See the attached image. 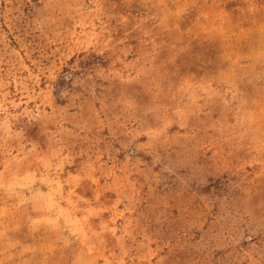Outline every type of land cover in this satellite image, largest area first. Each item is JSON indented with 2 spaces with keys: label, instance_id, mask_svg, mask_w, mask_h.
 <instances>
[{
  "label": "rangeland",
  "instance_id": "374dc122",
  "mask_svg": "<svg viewBox=\"0 0 264 264\" xmlns=\"http://www.w3.org/2000/svg\"><path fill=\"white\" fill-rule=\"evenodd\" d=\"M0 264H264V0H0Z\"/></svg>",
  "mask_w": 264,
  "mask_h": 264
}]
</instances>
